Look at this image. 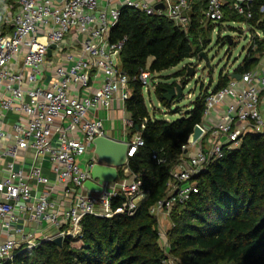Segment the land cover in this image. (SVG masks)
Segmentation results:
<instances>
[{
	"label": "built area",
	"instance_id": "built-area-1",
	"mask_svg": "<svg viewBox=\"0 0 264 264\" xmlns=\"http://www.w3.org/2000/svg\"><path fill=\"white\" fill-rule=\"evenodd\" d=\"M255 0H0V264L56 238L82 244L84 217L132 216L145 199L139 176L131 181L97 183L100 193L85 192L95 163L93 141L104 137L93 115L121 107L130 97V82L142 90L158 81L147 69L130 78L119 68L126 39L110 43V30L122 9L167 19L187 33L196 5H204L201 26L241 19L251 32L248 71L204 94L198 138L181 147L169 172L166 194L149 209L156 220L159 245L169 254L167 232L172 211L197 194L194 179L226 151L240 146L245 135L264 132V5L253 23ZM233 21V20H232ZM253 28L258 29L253 33ZM66 39V41H64ZM50 50L49 57L47 56ZM144 118L127 143L131 157L143 146ZM131 129L130 118L122 120ZM88 153L90 159L81 158ZM156 159V154H152ZM85 168L81 169V163ZM159 162H162L159 160ZM124 176L126 168L118 169ZM93 182V181H92ZM123 205L112 209V201ZM58 201V203L56 202ZM170 223V228H171ZM18 246V249L15 247ZM170 258L164 264H170Z\"/></svg>",
	"mask_w": 264,
	"mask_h": 264
},
{
	"label": "trees",
	"instance_id": "trees-1",
	"mask_svg": "<svg viewBox=\"0 0 264 264\" xmlns=\"http://www.w3.org/2000/svg\"><path fill=\"white\" fill-rule=\"evenodd\" d=\"M261 5L264 0H255L253 23L260 17ZM203 9L204 5L194 7L187 33L165 18L122 9L109 34L110 43L126 39L119 68L130 78L146 69L157 75L199 57L210 28L199 24ZM228 20L236 18L229 16ZM254 63L247 59L239 73L248 71ZM176 85L158 82L154 87L153 93L163 106L172 103L162 99L165 90ZM179 85L183 89L185 82ZM226 85V80L219 81L214 91ZM130 90L125 112L133 122L131 133L144 118L148 119L141 132L143 146L127 162L130 173L139 176L145 199L132 216L84 217L80 246L71 245L69 240H64L61 247L42 243L17 255L13 264H164L168 258L176 264H264V132L245 135L238 148L226 151L194 179L197 194L190 195L170 215L166 257L149 209L164 198L169 172L180 159L181 147L195 125L201 123L204 94L195 100L191 111L171 122L149 118L138 82H130ZM153 153L157 160L152 159ZM122 205V199L117 198L111 207Z\"/></svg>",
	"mask_w": 264,
	"mask_h": 264
},
{
	"label": "rangeland",
	"instance_id": "rangeland-1",
	"mask_svg": "<svg viewBox=\"0 0 264 264\" xmlns=\"http://www.w3.org/2000/svg\"><path fill=\"white\" fill-rule=\"evenodd\" d=\"M251 31L255 33L258 29L253 28ZM250 34L251 32L247 30L241 19L210 25L209 30L205 33V46L200 51L204 53L207 63L200 57L194 56L154 76L158 82L167 85L180 84L184 81L185 86L182 89L180 100L174 98L170 106L166 107L155 97L152 89H149L148 92L142 90V97L149 118L157 117L171 122L179 119L192 110L196 99L203 96L207 91L216 89L219 81L226 80L228 84L230 81L229 75L233 71L241 72V69L247 64L248 54L252 53L250 45L246 40H243L244 36ZM226 37H230L232 40L231 45L228 44ZM184 67L192 68L191 76H186ZM176 75L178 76L175 77ZM116 130L117 127L115 131L103 130V134L120 138ZM89 159L90 155L88 153L81 158L83 161ZM81 164L80 168L84 169L85 163L82 162ZM162 229L167 232L170 229V223H163ZM170 264L176 263L170 262Z\"/></svg>",
	"mask_w": 264,
	"mask_h": 264
},
{
	"label": "water",
	"instance_id": "water-1",
	"mask_svg": "<svg viewBox=\"0 0 264 264\" xmlns=\"http://www.w3.org/2000/svg\"><path fill=\"white\" fill-rule=\"evenodd\" d=\"M226 40L229 45L232 44L230 37H226ZM54 46H51L48 50L47 56L50 55V50ZM200 59H203L207 63V59L204 53L199 54ZM192 68H187L186 76H191ZM231 78L239 80L238 74L230 75ZM182 95V86L177 84L175 87L165 90L162 99L170 103L174 98L177 100L181 99ZM138 127L135 126V130ZM200 135V129L194 127L192 134L189 136L188 141L190 143L194 142ZM128 145L125 142H118L106 137L96 138L93 141V156L95 163L92 164L90 168L91 182H86L83 184L82 188L85 192L90 193H100L101 187L97 183H112L117 179L118 169L125 168L127 166L128 157L127 153ZM53 245L61 247L62 239L56 238L53 242ZM18 249V246L15 247Z\"/></svg>",
	"mask_w": 264,
	"mask_h": 264
},
{
	"label": "crops",
	"instance_id": "crops-1",
	"mask_svg": "<svg viewBox=\"0 0 264 264\" xmlns=\"http://www.w3.org/2000/svg\"><path fill=\"white\" fill-rule=\"evenodd\" d=\"M150 62L151 60H148L147 64L149 65ZM93 116L102 121L104 131H113V130L115 131V128L117 127L116 131L118 132L120 138L114 136L112 137L109 134L107 135L104 134V137L108 139H112L114 141L125 142V143H128L132 140L133 133H131L130 129L124 127L122 123V120L125 118H129V116L125 112V107L122 108L117 100H113L111 102L109 111L106 112L97 111ZM125 168L128 170L127 166ZM128 173L130 174V176L129 175L124 176V174H122L121 171H119L118 180L125 179L126 181H131L132 174L130 173L129 170ZM56 202L58 203V201Z\"/></svg>",
	"mask_w": 264,
	"mask_h": 264
}]
</instances>
